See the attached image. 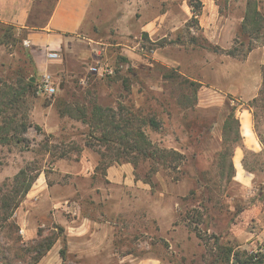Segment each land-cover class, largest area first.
<instances>
[{"label":"rangeland","instance_id":"obj_1","mask_svg":"<svg viewBox=\"0 0 264 264\" xmlns=\"http://www.w3.org/2000/svg\"><path fill=\"white\" fill-rule=\"evenodd\" d=\"M247 2L264 17V0H98L88 33L74 34L55 60L23 39L0 44V135L18 134L0 139V194L20 170L37 174L0 220V264H38L34 250L44 236L55 238L61 264H211L215 241L264 252V117L257 108L253 118L249 106L264 73V27L246 52L240 25ZM51 4L38 0L29 22L43 24ZM232 47L235 55L227 54ZM97 61L112 73H90ZM43 70L53 75L55 93L37 94L33 85L21 94ZM186 78L200 83L195 94ZM229 102L242 136L234 170L219 154ZM95 106L108 121L139 128L168 158L130 152L123 155L132 161L104 165L116 146L98 140L103 122L96 125ZM244 149L255 152L246 155L252 172L241 166ZM18 217L35 227L33 238L23 237Z\"/></svg>","mask_w":264,"mask_h":264},{"label":"trees","instance_id":"obj_2","mask_svg":"<svg viewBox=\"0 0 264 264\" xmlns=\"http://www.w3.org/2000/svg\"><path fill=\"white\" fill-rule=\"evenodd\" d=\"M246 6L247 7L240 25V32L244 37L247 38L246 52H248L253 48L251 39L253 37H257L260 32V29L264 27V17L255 5H252L250 2H247ZM14 30L15 26L11 24L2 25L0 34V44L7 45L8 40H10L11 38H14L15 41H19L20 43L21 40L25 38L26 35L24 33L21 36L16 37L14 34ZM216 48L217 46H215L214 50H216ZM226 53L229 55H235V48L232 47L228 49ZM262 69L264 72V66H262ZM168 76L177 77L176 74H168ZM182 80L187 84V86L191 87V91L195 94L196 90L200 86V83L189 80L187 78ZM3 85L5 86L6 84ZM33 85L36 89L35 84H33L31 82V79L29 78V80L21 86V94L27 92L30 88H33ZM8 86L11 87L9 84ZM14 96L15 93L13 97ZM16 98H18L17 95L13 98L12 103L9 105L8 108L13 105V101ZM249 106L254 108V110H252L253 118H255L257 115V108L260 109V112L264 117V73L262 76L261 87L258 91V94L257 96L252 98L251 102L249 103ZM235 108L236 107L233 104H230V102L228 103L227 112L222 123L223 148L219 153L221 159L226 156L229 157V165L231 170H234L231 160L234 148L235 146L240 145L242 140V136L240 134V122L238 117L235 116ZM92 117L98 118V123H96V125H98L101 121L103 122V125L101 126V136L98 138L101 144L108 149H113L116 146V152L114 153V156H109L107 162H103L104 165L109 166L111 162H119L122 158L125 161H132L126 159L123 155V153L126 155L130 152H135V154H137L140 159L155 160L160 157L159 155H156L157 150V152L162 153L161 156L164 155V157L168 158L165 154L164 149L152 147V143L149 141V139L145 137L144 133L139 128L133 130L132 127L128 124L129 121L121 122L120 120L115 119H111V121H108L107 116H104L102 114V109L99 106L94 107ZM149 122L152 126L156 127L157 121L153 116L149 118ZM1 127L2 125L0 126V129ZM26 129V123L22 122L20 133L25 132ZM130 137L133 139V141L129 140ZM9 138L17 140L18 134L16 129H13L10 132L6 131V133H3L1 130L0 139L8 141ZM260 142L264 145V141L262 140V138H260ZM167 152H169L170 155L178 153L175 150H166V153ZM248 153L255 155V152L244 149V155L242 157L241 163L247 171L252 172L254 168L253 166L248 164L246 159V155ZM64 155V152H60L59 157H63ZM104 155L106 154L102 152V156ZM133 164H136L135 160H133ZM36 177L37 174L26 178L23 170H20L14 176V184L12 185L11 190H8V192L3 193V195L0 194V220L5 221L8 217L12 215L13 210L18 206L20 202V198H18L17 195H19V192L21 193V196L25 195L29 191ZM1 190H3L2 187H0V191ZM58 229L61 230V226H58ZM37 234L41 235L40 232H37ZM54 241L55 238L46 236L42 237L35 246V256L37 258L42 257L50 249ZM215 248V257L212 260L211 264H264V252L257 251L256 253H251L245 249H239L236 248L234 245L224 244L218 241H215ZM60 253L62 255V250H60Z\"/></svg>","mask_w":264,"mask_h":264},{"label":"crops","instance_id":"obj_3","mask_svg":"<svg viewBox=\"0 0 264 264\" xmlns=\"http://www.w3.org/2000/svg\"><path fill=\"white\" fill-rule=\"evenodd\" d=\"M38 0H0V28L1 25L11 24L18 31H24L25 38L32 50H60L62 46H69L74 34L88 33L92 18L98 9V0H52L48 17L43 24L29 22L28 16L36 9ZM42 53L39 58L43 57ZM240 122V120H239ZM241 126V124H240ZM241 129V127H240ZM236 149L232 155L236 153ZM242 157V154H241ZM242 158H240L241 162ZM242 166V163H241ZM126 168V167H125ZM122 165L120 170L125 169ZM21 234L25 239L33 238L35 227H29L27 218H17ZM239 246V245H238ZM38 264H61L58 248L53 243L50 249L39 259ZM138 264H162L156 259H142Z\"/></svg>","mask_w":264,"mask_h":264},{"label":"built area","instance_id":"obj_4","mask_svg":"<svg viewBox=\"0 0 264 264\" xmlns=\"http://www.w3.org/2000/svg\"><path fill=\"white\" fill-rule=\"evenodd\" d=\"M23 44L25 46H29V42L27 40H23ZM59 56L56 50H47L45 52V59L47 60H55ZM88 71L92 74H96L99 76L107 75L112 73V69L107 65L99 64V62H95L88 66ZM36 93L45 96H51L56 91V84L54 81L53 75L47 70H43L35 82ZM21 232V230H20ZM256 253V252H253Z\"/></svg>","mask_w":264,"mask_h":264}]
</instances>
